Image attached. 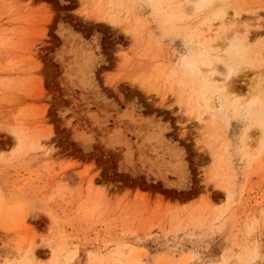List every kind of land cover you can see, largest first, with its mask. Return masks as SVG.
I'll use <instances>...</instances> for the list:
<instances>
[{
  "label": "rangeland",
  "instance_id": "rangeland-1",
  "mask_svg": "<svg viewBox=\"0 0 264 264\" xmlns=\"http://www.w3.org/2000/svg\"><path fill=\"white\" fill-rule=\"evenodd\" d=\"M186 3L0 0V264H264V0Z\"/></svg>",
  "mask_w": 264,
  "mask_h": 264
},
{
  "label": "bare ground",
  "instance_id": "bare-ground-1",
  "mask_svg": "<svg viewBox=\"0 0 264 264\" xmlns=\"http://www.w3.org/2000/svg\"><path fill=\"white\" fill-rule=\"evenodd\" d=\"M189 1H190V3H189ZM187 0V3L186 4H189L190 5V7L188 8V7H186L185 5V8H184V10H188V12H190L191 10H192V8H194V11L197 9V10H201V9H207V8H212V7H215L216 5V3H223L225 0H216L217 2L215 3V0ZM227 1V0H226ZM182 2H183V0H182ZM186 2V1H185ZM179 3H180V1H179ZM215 3V4H214ZM191 4H193L192 6H194V7H192L191 8ZM173 5H174V2H173ZM179 5V4H178ZM223 5V4H222ZM184 6H182V7H184ZM224 6H226V5H224ZM223 6V7H224ZM181 7V6H180ZM174 8V7H173ZM178 8V7H177ZM186 8H188V9H186ZM216 8V7H215ZM212 8L213 9V11H214V14H213V11L212 12H210V16L211 15H216V16H214L215 18L216 17H218L217 16V14H218V8ZM226 7H224V9H225ZM179 9V8H178ZM181 9V8H180ZM191 9V10H190ZM215 9V10H214ZM220 9H223L222 8V6L219 8V10ZM98 10H100V9H98ZM96 11L95 12V14H93L94 16H93V18H96L97 20H106L107 21V13H106V16L104 17V14L103 13H101V11ZM103 10V9H102ZM182 10H183V8H182ZM196 10V11H197ZM221 11H223V10H221ZM89 12V11H88ZM103 12V11H102ZM176 12V11H175ZM180 12V10L179 11H177V13H179ZM220 12V11H219ZM93 13V12H92ZM221 13V12H220ZM219 13V14H220ZM225 13V11H223V14ZM109 17L111 18L112 16H111V14L109 15ZM105 18V19H104ZM110 18H108L109 20H108V22L109 21H111V19ZM221 18V17H220ZM112 19H113V17H112ZM217 20H218V18H216ZM110 23H113L112 21L110 22ZM115 24V23H114ZM132 25V24H131ZM131 25H126L125 27H127V28H131ZM128 29L129 31H131L132 30V28L131 29ZM133 30H134V28H133ZM125 31H126V28H125ZM240 33H238V35H239ZM245 38V37H244ZM245 39H247V37L245 38ZM231 40V39H230ZM243 41V40H242ZM247 41H248V39L244 42V44L245 43H247ZM226 45V44H225ZM232 45V44H231ZM230 45H229V43H228V47H229ZM233 47L232 48H234V45H232ZM206 47V46H205ZM236 47V46H235ZM231 48V49H232ZM205 61V60H204ZM203 61V59H201V62L199 61V63L198 64H200L201 66H198L197 68H196V72L198 73H201L202 74V72H208L207 70H209V69H206V71L204 70H202L201 68H204L205 66H206V63H208V62H204ZM205 65V66H204ZM204 66V67H203ZM201 67V68H200ZM229 69V77H230V75H232V73L234 72L232 69L233 68H228ZM227 69V70H228ZM201 70H202V72H201ZM235 73V72H234ZM227 76V75H226ZM226 78H228V77H226ZM226 78L224 79L225 80V82H227L226 81ZM211 80V79H210ZM225 84V83H224ZM226 85H227V83H226ZM210 88H211V86H209ZM208 87V88H209ZM209 88V89H210ZM209 91H211V89L209 90ZM209 94H210V92H208ZM208 93H207V95H208ZM212 93V92H211ZM206 95V94H205ZM212 95V94H211ZM203 96V95H202ZM203 98H205L204 96H203ZM210 97L208 96V99H206V100H208V101H206L207 102V104H205L206 105V107H205V109L203 110V112L201 113L202 115H204L205 117H208L209 118V116H211V115H217L219 118L218 119H221L222 121H225L226 120V112H227V108H228V102H226V101H221V102H219V104L220 105H218L219 106V108H215L214 106H213V104L211 103V99H209ZM179 100V99H178ZM180 101V100H179ZM204 101V100H203ZM203 107V106H202ZM239 107V106H238ZM252 107V106H251ZM249 108L250 110H251V113H257L256 114V116H259L258 118H260L261 116V112L260 111H257L256 110V108ZM247 110H248V108H247ZM249 110V111H250ZM192 114H193V112H192ZM200 114V115H201ZM207 115V116H206ZM215 115V116H216ZM255 116V115H254ZM255 116V117H256ZM203 117V116H202ZM212 117V116H211ZM207 118V119H208ZM217 118V117H216ZM256 119H257V117H256ZM258 120V119H257ZM36 244H34V246H32V248H31V250H30V253H29V255H28V257H27V264H32V261L34 260V257H35V251H36Z\"/></svg>",
  "mask_w": 264,
  "mask_h": 264
}]
</instances>
